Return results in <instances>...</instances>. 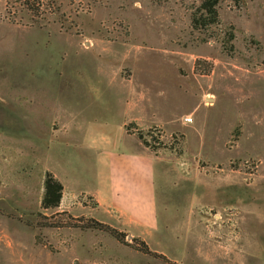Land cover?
Returning <instances> with one entry per match:
<instances>
[{
	"label": "rangeland",
	"instance_id": "obj_1",
	"mask_svg": "<svg viewBox=\"0 0 264 264\" xmlns=\"http://www.w3.org/2000/svg\"><path fill=\"white\" fill-rule=\"evenodd\" d=\"M59 4L0 0V264H264V0H221L206 27L201 0ZM137 140L156 229L93 193Z\"/></svg>",
	"mask_w": 264,
	"mask_h": 264
},
{
	"label": "crops",
	"instance_id": "obj_2",
	"mask_svg": "<svg viewBox=\"0 0 264 264\" xmlns=\"http://www.w3.org/2000/svg\"><path fill=\"white\" fill-rule=\"evenodd\" d=\"M157 157L138 140L132 152L118 157L109 155L103 163L115 175L118 172L124 175L107 178L105 190L93 192L101 207L116 211L125 223L156 229L159 225L155 187Z\"/></svg>",
	"mask_w": 264,
	"mask_h": 264
},
{
	"label": "trees",
	"instance_id": "obj_3",
	"mask_svg": "<svg viewBox=\"0 0 264 264\" xmlns=\"http://www.w3.org/2000/svg\"><path fill=\"white\" fill-rule=\"evenodd\" d=\"M46 0H20V2H23L24 6L28 12H32L31 14H40L41 9H54L55 12H60L61 4L55 6L57 4V0H50L51 4H44ZM49 2V0H47ZM221 0H201V5L197 12H195L192 15V24L194 27H206L210 26L212 24L219 22V10L218 6ZM140 139L143 140V135L140 132L139 133ZM64 192V185L63 183L55 177V175L52 172H47L45 176L44 181V195L42 198V206L45 209L48 208H56L60 206L62 197ZM91 227H102V224L99 222H96L94 220H91ZM104 226V225H103ZM108 230L118 239L123 240V236L120 234V232H117L115 229L110 228L109 226ZM141 250L149 253L150 250L146 244H144V248H141Z\"/></svg>",
	"mask_w": 264,
	"mask_h": 264
},
{
	"label": "built area",
	"instance_id": "obj_4",
	"mask_svg": "<svg viewBox=\"0 0 264 264\" xmlns=\"http://www.w3.org/2000/svg\"><path fill=\"white\" fill-rule=\"evenodd\" d=\"M187 120H188V121H191V120H192V118H191V117H188V118H187Z\"/></svg>",
	"mask_w": 264,
	"mask_h": 264
}]
</instances>
